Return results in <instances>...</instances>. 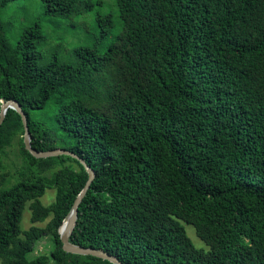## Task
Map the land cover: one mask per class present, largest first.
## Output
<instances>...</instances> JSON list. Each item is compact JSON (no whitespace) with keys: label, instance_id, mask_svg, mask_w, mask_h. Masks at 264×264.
I'll return each instance as SVG.
<instances>
[{"label":"trees","instance_id":"1","mask_svg":"<svg viewBox=\"0 0 264 264\" xmlns=\"http://www.w3.org/2000/svg\"><path fill=\"white\" fill-rule=\"evenodd\" d=\"M41 1L45 18L100 4ZM114 3L121 27L105 51L78 47L66 63L43 62L37 22L10 43L0 20V106L19 105L33 150L69 151L94 173L69 243L122 264H264V0ZM95 20L101 35L111 28L109 14ZM22 135L8 109L0 264H20L27 241L44 238L50 250L32 264H112L62 250L59 230L87 173L69 156L33 158ZM15 139L22 165L9 183L1 172ZM46 189L54 198L45 206ZM26 206L43 228H20Z\"/></svg>","mask_w":264,"mask_h":264},{"label":"rangeland","instance_id":"2","mask_svg":"<svg viewBox=\"0 0 264 264\" xmlns=\"http://www.w3.org/2000/svg\"><path fill=\"white\" fill-rule=\"evenodd\" d=\"M96 1L100 2V4L95 3L88 12L80 16L45 18L41 0H12L4 9H0L3 35L10 43H13L24 28L37 22L40 26V33L44 36L40 49L43 54L44 63L52 60L54 55L60 63H66L71 58L73 50L78 47L95 48L101 54L105 51L111 39L119 32L121 23L114 0ZM97 14H109L111 16V28L104 35H101L100 29L96 25L95 18ZM3 163L4 170L1 174L9 176V183L14 182L16 172L22 165L17 139L6 149ZM53 198L54 191L46 189L40 201L46 206L53 201ZM45 223L46 221L31 224L28 206L22 211L20 221V228L22 230H27L30 226L43 228ZM183 227L195 248H207L197 238L193 227L184 223ZM49 250L50 244H48L45 238L35 244L33 241H27V248L24 252H30L25 257L20 256V264H32L37 255H47Z\"/></svg>","mask_w":264,"mask_h":264},{"label":"water","instance_id":"3","mask_svg":"<svg viewBox=\"0 0 264 264\" xmlns=\"http://www.w3.org/2000/svg\"><path fill=\"white\" fill-rule=\"evenodd\" d=\"M8 109L14 110L21 119V123L23 126V135H22V143L24 146V149L35 159H41V158H48V157H56V156H69L71 158H74L79 161V163L83 166L85 172L87 173V181L82 189V191L79 193L77 198L74 200L72 209L67 217V220L65 223L62 224L60 230H59V239L61 242V248L65 253L75 254V255H82V256H91L95 257L104 261H108L112 264H122L120 261H118L117 258L114 256L109 255L108 253L102 251V250H96L91 248H82L75 245H72L69 243L68 239L69 236L74 228L75 221H76V215H77V207L80 203L81 199L86 193V190L91 183V181L94 178L93 171L85 164V162L74 155L73 153L61 149L51 150V151H44V152H37L33 150L30 146V138H29V132L27 127V120L25 117V114L20 109L19 105L15 101H7L1 104L0 106V124L3 121L4 115Z\"/></svg>","mask_w":264,"mask_h":264}]
</instances>
